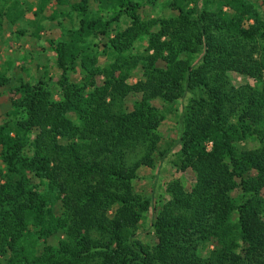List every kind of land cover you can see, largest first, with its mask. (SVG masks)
Listing matches in <instances>:
<instances>
[{
  "label": "trees",
  "instance_id": "trees-1",
  "mask_svg": "<svg viewBox=\"0 0 264 264\" xmlns=\"http://www.w3.org/2000/svg\"><path fill=\"white\" fill-rule=\"evenodd\" d=\"M20 2L0 16L24 20ZM33 15L18 35L55 24L61 78L16 80L0 59V264H264V0H37ZM171 112L174 167L195 182L157 200L136 182L169 152Z\"/></svg>",
  "mask_w": 264,
  "mask_h": 264
},
{
  "label": "rangeland",
  "instance_id": "rangeland-1",
  "mask_svg": "<svg viewBox=\"0 0 264 264\" xmlns=\"http://www.w3.org/2000/svg\"><path fill=\"white\" fill-rule=\"evenodd\" d=\"M37 0H21L19 9H29L33 7V12L36 10ZM166 9L161 4L156 9H147L145 15L154 18L163 16ZM33 12H28L24 20H18L15 24L8 22L7 16H0V59L1 64L6 71L14 79L23 78H46L43 76L46 71L53 83H58L61 74L56 69L55 57L52 56L48 49V40L58 38L60 31L56 28L49 19L41 17L40 23L45 27V31L40 38L29 39L19 36V31L31 29L32 23L37 20ZM51 15V11L47 12L46 17ZM38 21V20H37ZM33 26V25H32ZM234 83H241L244 78L231 74ZM160 105V104H159ZM2 112H7L10 109V98L5 95L0 99ZM180 126L176 119L175 113L171 112L164 120L160 133L162 140L159 145V152H168L165 159L161 158L160 153L155 156L156 165L153 169L143 168L140 172V179L136 182V189L140 194L149 195L153 191V195L157 200H162L166 197V186L172 181H180L187 189H190L194 182L195 176L191 170L180 171L174 167L176 161V153L179 151V146L176 142L179 138ZM250 148L255 147L249 144ZM148 228V226L146 227ZM148 241H153V235L146 236Z\"/></svg>",
  "mask_w": 264,
  "mask_h": 264
},
{
  "label": "built area",
  "instance_id": "built-area-1",
  "mask_svg": "<svg viewBox=\"0 0 264 264\" xmlns=\"http://www.w3.org/2000/svg\"><path fill=\"white\" fill-rule=\"evenodd\" d=\"M210 147H211V144L208 146V148L210 149Z\"/></svg>",
  "mask_w": 264,
  "mask_h": 264
}]
</instances>
